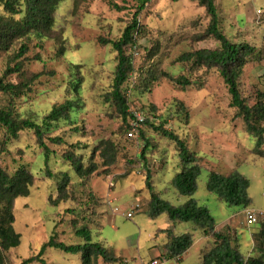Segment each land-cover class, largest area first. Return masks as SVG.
I'll list each match as a JSON object with an SVG mask.
<instances>
[{"label": "rangeland", "instance_id": "1", "mask_svg": "<svg viewBox=\"0 0 264 264\" xmlns=\"http://www.w3.org/2000/svg\"><path fill=\"white\" fill-rule=\"evenodd\" d=\"M111 2L123 10L113 9ZM216 4L220 28L227 38L234 43L251 44L264 52V0H216ZM138 5V0H64L55 13L52 32L42 36L33 34L7 51L0 49V76L23 60L24 75L11 74L7 81L19 83L24 77L40 75L31 84V91L19 98L0 94V108L12 101L21 118L41 122L55 104L63 103L66 98L79 96L83 104L70 121L60 123L51 134L61 136L66 144L55 146L46 140L54 152L49 161L33 131L25 130L17 139L9 140L6 130L0 126V168L13 174L24 167L36 177L29 197L15 202L14 228L21 235V245L6 253L7 264H21L38 255L54 235L66 244L83 243L75 236V230L88 224L93 241L112 250L120 259L113 264H149L153 260L159 264H201L202 252L214 246V240L205 237L192 223H178L175 233L192 234L193 246L180 261H164L161 257L168 242L161 231L170 222L167 215L152 219L146 213L150 192L141 160L143 139L149 138L152 143L147 161L154 190L175 206L189 199L178 195L171 185L174 175L181 170L178 152L172 141L148 126L142 127L143 135L139 131L135 137H129L127 124L114 104L104 97L111 89L117 53L111 45H101L99 39H119ZM0 15L9 16L1 5ZM139 22L142 29L137 46L129 52L135 72L125 85L129 112L155 124L166 121L169 130L187 141L203 166L193 198L210 210L216 230L227 234L247 258L260 256L256 236L261 227L248 222L246 209L229 206L210 193L207 182L211 171L228 175L236 170L250 181L248 193L252 205L249 208L264 212V158L252 154L255 139L247 133L238 111L231 108L228 87L217 69L190 71L188 66L177 63L183 53L220 47L214 39L196 40L209 25L205 10L193 0H153L141 13ZM22 43L28 45L29 51L25 57L16 59ZM61 45L65 47L62 56L58 55ZM156 67L157 73H184L196 84L184 91L161 78L151 86L148 72ZM74 82L80 85L78 94L73 91ZM239 83L243 97L250 106L254 105L257 96L264 93V60L245 67ZM105 140L113 141L119 150L109 172L105 173L102 159L96 153L94 162L98 171L89 178L72 181L70 193L76 197L75 202L53 206L49 199L56 197L53 193L62 173L69 172L72 179L76 178L73 169L61 160L70 145H88L77 151L88 166L95 147ZM47 170L54 176L49 178ZM68 209H76L77 213L72 216L66 212ZM130 213L132 218L127 217ZM43 258L47 264H82L80 255L55 248H47ZM97 264L107 263L99 258Z\"/></svg>", "mask_w": 264, "mask_h": 264}, {"label": "trees", "instance_id": "2", "mask_svg": "<svg viewBox=\"0 0 264 264\" xmlns=\"http://www.w3.org/2000/svg\"><path fill=\"white\" fill-rule=\"evenodd\" d=\"M63 1L0 0V5L9 15L8 17L0 15V49L7 51L13 44L24 41L33 34L42 36L44 33L52 32L55 25V13L59 4ZM152 1L138 0L137 12L127 24L119 39L114 41L99 39L101 45H111L117 53V66L111 89L104 97L107 102L114 104L119 116L127 124V133L131 130V122L134 120L133 113L129 112V103L125 91L126 83L135 72L133 56L129 52L136 48L137 37L141 33L142 26L139 17ZM193 1L197 3L198 7L205 10L206 16L209 18V25L205 33L199 35L196 40L214 39L220 43V47L183 53L177 58V63L188 66L190 71L201 68L217 69L228 87L231 96V108L238 111L247 133L255 139L252 154L264 158V93H260L257 96L258 101L250 106L239 89V79L243 75L244 68L251 63L263 61L264 52L251 44L234 43L227 38L220 28V16L216 0ZM110 4L117 11L123 10L121 6L113 2ZM28 51V45L22 43L16 59L25 57ZM64 53L65 47L61 45L58 49V55L62 56ZM23 67L22 60L17 62L14 67H8L6 73L0 76V94L8 95L11 99H14L31 91V84L40 75H34L28 79L24 77L19 83L7 81V77L11 74L24 75ZM156 68L148 72L147 78L151 79L148 84L151 86L161 78L168 79L173 85L184 91L189 90L196 84L192 77L184 73L179 75H173L165 71L157 73L158 67ZM72 87L73 91L78 94L80 89L78 82H74ZM180 105L185 108L181 103ZM82 107L83 104L79 96L66 98L63 103L55 104L39 122L32 118H21L16 113L12 101H10L8 106L0 108V126L6 130L9 140L17 139L19 134L25 130L33 131L39 148L45 155V159L49 161L54 152L49 148L46 140H49L55 146L66 144L61 136L52 137L51 134L59 128L60 123L70 121L73 114ZM166 125V121L155 124L146 118L139 129L141 135H143L142 127H151L156 133L174 143L178 152L177 157L180 161L181 170L174 175L171 185L178 195L189 198L184 204L175 206L162 199L160 194L155 192L152 183L153 174L147 161V151L152 147V143L149 138H144L145 145L141 160L145 171L146 188L150 192L146 213L152 219L167 215L170 222L169 226L161 231L168 238L161 257L164 261L181 260L182 256L193 246L194 239L190 233L177 235L175 227L178 223H192L203 231L205 237L214 240V246L209 251L202 252L201 264H264V223H257L261 227L256 236L260 256L247 258L238 247L232 244L227 234L216 230L217 224L210 210L199 205L193 198L198 188L197 183L203 166L200 163L199 156L189 148L187 141L174 131L169 130ZM87 147L86 144H72L70 150L63 154L61 158L63 164H67L73 169L76 178L72 179L68 174L69 172L62 173L56 191L53 193L56 197L49 199L53 206L59 207L61 203L64 205L70 201L75 202L76 197L70 193L71 185L74 184L75 179L89 178L98 171V165L94 162L96 153H99L102 159V166L106 168L105 173H108V170L116 163L119 150L113 141H101L92 152L91 162L88 166H85L82 154H78L77 151ZM47 175L49 178L54 176L50 170H47ZM35 181L36 177L24 167L19 168L13 174H9L5 169L0 168V264H7L6 253L21 245V235L14 228L15 202L19 198L29 197ZM249 187L250 181L236 170L231 171L228 175L211 171L207 182V190L215 194L219 200L229 206L244 209L252 205V199L248 193ZM90 197L93 198L94 195L90 194ZM66 212L72 216L77 213L76 209H68ZM72 224L73 227L76 226L75 222ZM75 236L81 238L83 243L66 244L57 240L56 235H54L43 245L38 255L24 260L21 264H47L43 258L47 248H55L66 254L80 255L82 264H97L99 258L107 264L120 261L112 250L93 241L92 228L89 224L77 228Z\"/></svg>", "mask_w": 264, "mask_h": 264}, {"label": "built area", "instance_id": "3", "mask_svg": "<svg viewBox=\"0 0 264 264\" xmlns=\"http://www.w3.org/2000/svg\"><path fill=\"white\" fill-rule=\"evenodd\" d=\"M134 120L131 122V130L129 131V137H135L139 133V129L144 122L145 118L137 113H133ZM128 218H132V214H128ZM246 217L250 224H257L258 222L264 223V212H258L254 209H246ZM149 264H159L158 261H151Z\"/></svg>", "mask_w": 264, "mask_h": 264}]
</instances>
